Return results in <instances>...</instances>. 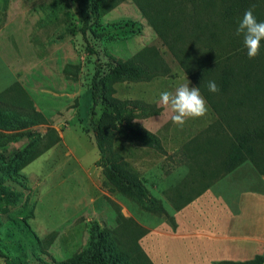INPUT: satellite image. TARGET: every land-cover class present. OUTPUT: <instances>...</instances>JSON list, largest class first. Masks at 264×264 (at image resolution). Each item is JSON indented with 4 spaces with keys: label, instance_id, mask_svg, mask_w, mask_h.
<instances>
[{
    "label": "rangeland",
    "instance_id": "rangeland-1",
    "mask_svg": "<svg viewBox=\"0 0 264 264\" xmlns=\"http://www.w3.org/2000/svg\"><path fill=\"white\" fill-rule=\"evenodd\" d=\"M94 1L105 3L92 0V5ZM81 23L75 0H0V91L20 84L45 119L19 130L22 134L0 151L9 160L34 137L40 139L38 147L46 144L50 140L48 129L59 137L19 171L17 182H5L22 192V197L15 204L0 198V264L17 255H24L29 264L67 259L86 245L93 223L100 228H116L122 242L138 243L151 264H156L145 250L151 231L175 230L162 217L113 190L102 167L96 164L99 155L89 125L90 81L96 63L105 70L107 53L128 58L142 52L147 57H160L165 65V73L148 81L117 83L113 94L151 105L152 114L135 120L159 136L164 151L117 138L113 149L138 172L148 192L174 218L182 209L175 210V205L207 183L224 187L223 183L229 186L239 180V187H243L262 179L248 160L215 179L232 144L223 120L232 90L211 93L207 88L209 81L219 87L217 74L204 81V92L199 89L207 102V114L187 119L182 127L172 122L171 108L159 103V94L175 91L184 83L198 86L175 61L134 0L118 2L97 19L92 14L91 27L96 35L87 31L84 38L79 31ZM88 45L94 53L87 51ZM193 55L202 59L203 54L196 48ZM245 61L249 66H264V43L255 58L246 55ZM259 88L260 100L264 101V82L259 81ZM252 113L253 123L264 125L261 103ZM250 175L252 182L246 180ZM51 232H56L55 239L35 258L31 249L36 240Z\"/></svg>",
    "mask_w": 264,
    "mask_h": 264
},
{
    "label": "trees",
    "instance_id": "trees-1",
    "mask_svg": "<svg viewBox=\"0 0 264 264\" xmlns=\"http://www.w3.org/2000/svg\"><path fill=\"white\" fill-rule=\"evenodd\" d=\"M75 1L82 20L79 31L86 38L87 31L96 35L91 27V15L94 14L97 19L122 0H105L104 4L99 5L95 1L92 5V0ZM134 1L175 61L201 91L206 90L204 81L215 74L222 93L232 90L231 96L226 99L227 109L223 113L232 144L224 155L222 169L216 170L215 179L246 160L264 177V125L254 124L252 118V110L258 108L260 103L264 108V101L260 100L258 94L261 91L259 81L264 82V66H249L245 63L247 50L243 44V35L236 34L239 20L253 5L257 20L264 21V0ZM195 47L202 51V59L193 55ZM87 51L94 53L89 45ZM107 57L105 70L96 63L90 81L89 125L99 155L96 164L102 167L103 175L113 190L131 198L145 211L162 217L174 229V216L166 211L158 198L148 192L138 172L113 149L114 139L117 138L132 145L164 151L159 136L135 120L152 114L151 105L140 99H119L113 94L117 83L148 81L165 73V65L160 57H147L142 52L128 58H119L111 53H107ZM97 108H100L98 114ZM44 120L43 114L35 110L31 98L20 84L13 83L0 91V149L21 135L19 130L22 128L43 123ZM27 134L34 136L30 132ZM46 136L50 140L43 146L38 147L40 139L34 137L9 160L0 151V198L10 204L21 199L22 192L11 189L5 182H17L19 171L59 140L53 129H48ZM208 186L210 183L193 196H186L183 203L176 204L174 209H181ZM55 237L56 232H51L43 239H37L31 254L37 258L39 251L46 252ZM4 264L29 263L24 255H17L7 258ZM44 264L151 262L138 243L122 242L116 228H100L93 223L88 241L82 249L67 259ZM213 264H264V257L257 255L243 261L218 260Z\"/></svg>",
    "mask_w": 264,
    "mask_h": 264
},
{
    "label": "crops",
    "instance_id": "crops-1",
    "mask_svg": "<svg viewBox=\"0 0 264 264\" xmlns=\"http://www.w3.org/2000/svg\"><path fill=\"white\" fill-rule=\"evenodd\" d=\"M238 181L201 191L175 213V230H152L145 250L153 261L213 264L264 257V177L243 187Z\"/></svg>",
    "mask_w": 264,
    "mask_h": 264
},
{
    "label": "clouds",
    "instance_id": "clouds-1",
    "mask_svg": "<svg viewBox=\"0 0 264 264\" xmlns=\"http://www.w3.org/2000/svg\"><path fill=\"white\" fill-rule=\"evenodd\" d=\"M254 8L255 5L245 11L236 29L238 36L243 35V44L249 59L259 54L261 41H264V21L257 20ZM207 88L211 93L219 91L215 81H209ZM159 103L171 108L172 122L181 127L187 119L203 117L208 112L207 102L199 87H189V83L180 84L175 91H162L159 94Z\"/></svg>",
    "mask_w": 264,
    "mask_h": 264
}]
</instances>
